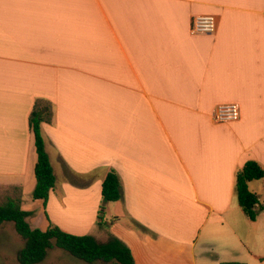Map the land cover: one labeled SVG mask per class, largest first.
Listing matches in <instances>:
<instances>
[{
    "label": "crops",
    "instance_id": "0c3cea01",
    "mask_svg": "<svg viewBox=\"0 0 264 264\" xmlns=\"http://www.w3.org/2000/svg\"><path fill=\"white\" fill-rule=\"evenodd\" d=\"M208 15L217 31L191 34ZM38 100L53 107L47 208L32 198ZM231 104L239 120L215 122ZM249 160L264 168V0H0V189H21L32 228L117 238L135 264H264V212L251 221L235 191ZM113 170L123 198L100 220ZM11 224L0 235L20 241ZM9 243L0 264H20ZM76 261L53 248L40 264Z\"/></svg>",
    "mask_w": 264,
    "mask_h": 264
},
{
    "label": "trees",
    "instance_id": "16d2710c",
    "mask_svg": "<svg viewBox=\"0 0 264 264\" xmlns=\"http://www.w3.org/2000/svg\"><path fill=\"white\" fill-rule=\"evenodd\" d=\"M53 107L50 102L38 100L29 118V125L35 135L37 163L34 174L35 189L33 200H42L47 208L51 192L56 186V176L46 151L45 138L42 133V123L51 122ZM254 181H264V168L257 161L249 160L236 173L235 191L239 206L251 221H256L264 212V200L252 193L249 184ZM123 198L122 182L116 171H111L102 186V206L99 219L105 205L119 202ZM47 214V213H46ZM32 215L21 207L19 199L8 198L0 204V225L12 223L17 233L25 241V247L19 252L20 264H40L53 248L66 251L72 257L85 263L102 262L104 264H135L133 254L128 246L117 238H111L106 243L97 241L92 235H74L63 231L53 224L46 231L31 227L28 218ZM48 216V214H47ZM101 226L104 224L101 222ZM223 264H244L240 262Z\"/></svg>",
    "mask_w": 264,
    "mask_h": 264
},
{
    "label": "built area",
    "instance_id": "2783aa9c",
    "mask_svg": "<svg viewBox=\"0 0 264 264\" xmlns=\"http://www.w3.org/2000/svg\"><path fill=\"white\" fill-rule=\"evenodd\" d=\"M218 21L215 16H197L193 18L191 25V34L203 35L214 34L217 31ZM240 118V109L236 104L222 105L216 110L215 122L224 124L236 122Z\"/></svg>",
    "mask_w": 264,
    "mask_h": 264
},
{
    "label": "rangeland",
    "instance_id": "374dc122",
    "mask_svg": "<svg viewBox=\"0 0 264 264\" xmlns=\"http://www.w3.org/2000/svg\"><path fill=\"white\" fill-rule=\"evenodd\" d=\"M262 182L263 181H257L255 183H257V184L260 183L261 184ZM8 198L20 199L21 198V189H12V190L11 189L10 190H2V189H0V204L6 203V201H7ZM11 226H13V225L11 224ZM94 233H95V235H97L96 231H94ZM105 234L107 235V233H105ZM17 236H18V234H17ZM0 240L10 242L8 245L10 246V249H12V250L15 247L14 244H16L17 246H19L21 249L24 248V242H23L24 240L23 239H20V241L19 240L17 241L15 239L14 235L11 234V233H5L4 235H0ZM56 249H58V248H56ZM62 251H64V250H62ZM64 252H66V251H64ZM66 254H68V253L66 252ZM76 260H77L76 261L77 264H79V262H81L78 259H76ZM85 264H89V263H85ZM102 264H104V263H102Z\"/></svg>",
    "mask_w": 264,
    "mask_h": 264
}]
</instances>
